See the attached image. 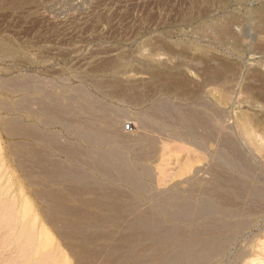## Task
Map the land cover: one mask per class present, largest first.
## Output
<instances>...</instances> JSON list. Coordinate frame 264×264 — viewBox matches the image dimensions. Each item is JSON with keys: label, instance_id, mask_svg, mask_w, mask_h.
<instances>
[{"label": "rangeland", "instance_id": "rangeland-1", "mask_svg": "<svg viewBox=\"0 0 264 264\" xmlns=\"http://www.w3.org/2000/svg\"><path fill=\"white\" fill-rule=\"evenodd\" d=\"M0 147V264H264V0H0Z\"/></svg>", "mask_w": 264, "mask_h": 264}, {"label": "bare ground", "instance_id": "bare-ground-1", "mask_svg": "<svg viewBox=\"0 0 264 264\" xmlns=\"http://www.w3.org/2000/svg\"><path fill=\"white\" fill-rule=\"evenodd\" d=\"M263 13V12H262ZM1 148V147H0ZM1 150V149H0ZM5 153V152H4ZM1 155V154H0ZM6 156V155H5ZM3 157V156H2ZM7 158V157H6ZM8 160V159H7ZM9 161H7V163H8ZM5 164V163H4ZM7 165V164H6ZM2 167V166H1ZM0 167V174H4V172H3V169L5 168V166L3 165V167L1 168ZM3 178V177H2ZM2 178H1V181H0V183H2L3 181H2ZM24 185V184H23ZM6 189H4L3 188V191H5ZM11 190V189H10ZM7 192V191H6ZM5 195H7L6 193H5ZM28 195V194H27ZM5 198V197H4ZM6 199H4V201H5ZM7 200H8V198H7ZM26 200V199H25ZM8 202V201H7ZM14 202H16V200H14ZM27 202V201H26ZM4 203V202H3ZM12 205H13V201H12V203H11ZM28 204V203H27ZM6 204H4V206H2V208H4V211H2V209H1V211H2V214H0V216L1 215H3L4 214V212L6 211L5 209H6V206H5ZM16 205V204H15ZM25 206H27L26 208L24 207V210H23V214H24V217H26V215L27 214H29V210H28V205H25ZM9 207H12V206H9ZM35 207V206H34ZM15 208V207H14ZM14 208L12 209V210H14ZM10 210V209H9ZM12 210H11V212H12ZM1 211H0V213H1ZM15 212H17V211H15ZM39 212V211H38ZM8 213H10V212H8ZM18 213H19V211H18ZM8 215V214H7ZM18 216H19V214H17ZM32 215V214H31ZM9 216V215H8ZM11 216V215H10ZM35 217V216H34ZM19 218V217H18ZM36 218H38V217H36ZM35 218V219H36ZM3 219H5V218H3ZM6 219H8V218H6ZM13 219H15L14 217H13ZM29 219H31V218H29ZM29 219L23 224L22 223V227H21V230L19 231V234L21 235L20 236V238L21 237H26L27 238V240H21V241H24L25 243H27L28 245H32L33 246V250H32V255H31V257H28V261L26 262V264L29 262V264H30V262L32 263V261H30V260H33L34 261V264H70V262L68 261V259H67V257H66V255L65 254H63L62 253V251H61V249H60V253H59V250L57 249V247L55 246V241H54V237L52 236V234L47 230V229H45V228H42V229H40V230H38L37 229V223L38 222H36V224H35V221H33L32 223H28V221H29ZM9 221L8 222H6L7 223V225H6V228H5V226L4 227H2V225H4V224H2V223H5V221H3V222H1L0 224H2L0 227L1 228H5L6 230L7 229H9L8 227L10 226V224L11 223H13V221H12V218L11 219H8ZM24 220V219H23ZM18 221V220H17ZM37 221V220H36ZM9 224V225H8ZM19 224V223H18ZM18 224H17V226H18ZM12 225V224H11ZM13 227V226H12ZM13 230H11V232H12ZM17 231V230H16ZM8 234L10 235V233L8 232ZM8 234L6 235V237L8 236ZM15 234V233H14ZM17 235V234H16ZM15 235V236H16ZM5 236V235H4ZM12 236V235H11ZM5 237V238H6ZM20 238H19V240H20ZM8 242V241H7ZM17 242H19V241H17ZM16 242V243H17ZM24 242H23V244H24ZM19 244H21V242L19 243ZM22 244V245H23ZM26 244V245H27ZM25 245V244H24ZM23 245V246H24ZM21 247V246H20ZM26 247V246H25ZM30 249L29 250H31V246L29 247ZM24 249V248H23ZM22 249V250H23ZM26 251V250H25ZM16 252V251H15ZM19 252H21L20 250H19ZM25 253V252H24ZM23 253V254H24ZM29 253H31V251L29 252ZM28 253V254H29ZM27 255V254H26ZM30 255V254H29ZM28 255V256H29ZM24 256V255H23ZM27 257V256H26ZM25 257V258H26ZM24 258V257H23ZM248 263V262H247ZM255 263V262H254ZM253 263V264H254ZM18 264V263H17Z\"/></svg>", "mask_w": 264, "mask_h": 264}, {"label": "built area", "instance_id": "built-area-1", "mask_svg": "<svg viewBox=\"0 0 264 264\" xmlns=\"http://www.w3.org/2000/svg\"><path fill=\"white\" fill-rule=\"evenodd\" d=\"M125 131H127V132H128V131H131V125H126V126H125Z\"/></svg>", "mask_w": 264, "mask_h": 264}]
</instances>
